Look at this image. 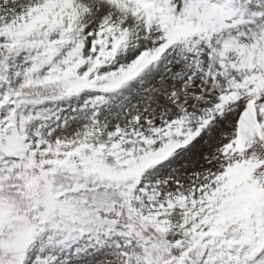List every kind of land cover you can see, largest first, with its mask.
Here are the masks:
<instances>
[{
  "label": "snow or ice",
  "instance_id": "1",
  "mask_svg": "<svg viewBox=\"0 0 264 264\" xmlns=\"http://www.w3.org/2000/svg\"><path fill=\"white\" fill-rule=\"evenodd\" d=\"M0 264H264V0H0Z\"/></svg>",
  "mask_w": 264,
  "mask_h": 264
}]
</instances>
